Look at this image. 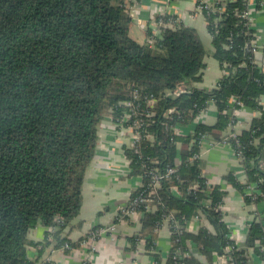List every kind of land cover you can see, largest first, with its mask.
Listing matches in <instances>:
<instances>
[{"label":"trees","instance_id":"obj_1","mask_svg":"<svg viewBox=\"0 0 264 264\" xmlns=\"http://www.w3.org/2000/svg\"><path fill=\"white\" fill-rule=\"evenodd\" d=\"M261 3L254 0L250 7L249 0H211L207 6L196 0L211 37L209 52L194 26L170 14L162 18L174 28L164 27L156 38L147 27L145 42L138 43L129 35V0H0V264H55L45 260L47 248L62 250L68 243L73 249L86 238L96 239L99 228L76 242L65 232L81 209L98 128L105 117L122 114L121 102L146 108L149 97L155 100L147 109L153 115H137L141 138L124 150L131 175L142 178L123 206L141 212V230L129 238V248L144 240L159 262L155 235L163 219L171 217L184 228L176 233L170 225L166 264H213L216 259L250 264L249 252L231 238L220 210L227 191L220 184L207 185L202 158L191 157L202 135L216 143L226 139L239 152L246 180L228 172L224 184L235 188L246 205L264 201V69L255 64L254 24L242 17L249 9L264 14ZM258 50L264 59L263 49ZM208 54L222 75L213 88L203 89L194 84L201 81ZM179 88L183 92L174 95ZM211 103L215 123L194 122ZM240 108L258 115L230 137L232 111ZM189 126L187 135L173 131ZM167 168L174 172L152 188L149 172L163 174ZM252 183L263 194L255 200L245 192ZM198 214L207 225L190 233L186 225ZM251 215L245 245L264 260V217L256 211ZM117 217L129 218L123 208ZM38 225L45 234L34 243L27 234ZM47 234L52 240L45 239ZM189 245L198 255H185ZM177 251L181 256H175Z\"/></svg>","mask_w":264,"mask_h":264},{"label":"crops","instance_id":"obj_2","mask_svg":"<svg viewBox=\"0 0 264 264\" xmlns=\"http://www.w3.org/2000/svg\"><path fill=\"white\" fill-rule=\"evenodd\" d=\"M129 2L130 6L134 2L137 3L135 6L136 16L132 17L130 29L132 26L140 27L144 32L142 36V43H144L147 21L151 11L156 8V3L152 0H129ZM163 7H165V11L177 15L183 22L194 26L198 32L208 36L210 42L208 50L210 52L211 37L206 30L203 15L194 9L195 0H169ZM253 23L257 42L263 49L262 53H264V14L262 10L253 13ZM205 62L206 67L203 70L201 81L195 83L194 86L211 89L222 75V71L217 61L210 54L205 57ZM260 102L264 106V95L260 97ZM216 115V107L211 103L204 115L199 117V121L212 125L216 121ZM257 115L256 112L243 110L239 118L241 119L240 126L235 127V131L239 133L248 128L252 118ZM107 121L108 118L105 117L98 128L97 151L85 173L79 215L73 220L72 229H67L65 235L71 241L76 242L93 229L113 228L98 234L95 240L97 249L90 255L87 264H166L170 246V235L166 225H163L155 235L156 252L160 257L159 262H156L152 257L151 253L153 252H147L143 242L139 243L135 250L129 248L128 240L141 230V222L137 216L118 219V210L126 205L131 192L141 185L142 178L138 175H131L129 161L124 153V150L130 146L129 140L115 137L110 132L108 124H105ZM191 130L192 126L180 129L182 135L190 134ZM205 150L201 159L202 174L210 184L224 186L227 191L223 200L226 209V211L224 210L225 216L230 222H234L232 224V227L236 228V238H234L243 239L245 244L246 235L244 234L241 238L239 234L240 220L251 218L252 210L264 217V201L252 206L246 205L241 194L235 188L229 184H224L223 176L228 172H232L242 183L246 180L245 171L240 161L235 157L230 144H218L216 146L205 144ZM241 232L243 233V231ZM44 234L45 228L38 225L28 232L27 237L31 242L39 243L44 238ZM86 252L87 249L83 246H78L67 252L61 249L47 248L44 256L49 257L55 264H83L84 257L87 255ZM29 254L34 256V250L29 249ZM249 254L258 258L253 252L249 251ZM250 257L251 264L261 262L259 258V263H257L258 260L255 262L253 257ZM218 263L216 259L213 264Z\"/></svg>","mask_w":264,"mask_h":264},{"label":"built area","instance_id":"obj_3","mask_svg":"<svg viewBox=\"0 0 264 264\" xmlns=\"http://www.w3.org/2000/svg\"><path fill=\"white\" fill-rule=\"evenodd\" d=\"M253 1L254 0H249L250 7L253 6ZM154 2L156 3V8L153 9L151 11V14L149 15V18L147 21V23H148L147 27L150 28L152 37L157 38L160 36L161 30L164 27L174 28V25L171 22L165 23L164 18H162V16L164 14H170V15H175V14H172V13L165 11V7H163L164 5H166L169 2V0H157ZM210 2H211V0H200L201 4H205L207 6L209 5ZM136 4L137 3L134 2V6L129 7L130 14L132 17H133V12L136 11V9H135ZM261 5L262 6L264 5V0H262ZM195 6H196V0H195ZM201 9H202V5L196 6L197 12H199ZM253 12L254 11H252V9H249L247 13L242 15V17L245 18L246 20H248V22L251 23V25L254 24L253 23V14H252ZM158 16L160 17L159 19L156 18ZM177 18L179 20H181L178 16H177ZM253 45H254V48H253L254 54L256 55V58H257V59H255V64H257L259 67H262L264 69V59H262V57H261L262 54L258 50V47H260V46L257 42V39H256V42L253 43ZM181 92H183V89L179 88L176 91H174L173 94L178 95ZM134 96L137 97V94H135ZM234 101H235L234 99H230V102L234 103ZM154 103H155V100L152 97H149L146 100V103H145L146 108H142V107H140L139 104H133L130 101L121 102L120 105L125 107V110L122 112V114L118 118H113V116H108V121L105 124H108L110 132L112 134H114L115 137H117L119 139H128L130 142L129 148H133V147H135L136 142H138V140L141 138V133L138 131V128L141 124V121H140V119L137 118V115H144L146 117H151L153 115V112H151L147 109H151ZM241 110L242 109L240 108V109H233V111H232V114L235 117H234L233 123H231L229 125V130H230L229 136L230 137H235L238 134L237 131H235V127L240 126L241 119H239V118H240L241 113H242ZM206 111H203L200 114H198L196 116V119H194V122L199 121V117L203 116ZM180 129L181 128L175 127L173 129V131L176 134H181ZM145 136L148 140H150V141L153 140L152 135H150V134L146 135L145 134ZM198 144H199L200 149L197 153H194L192 155L191 158H193V159H201L203 157V154L206 151L205 150V144H208V146H216L218 144H230V143L226 139H223L221 142L216 143L213 141V139L209 135L204 134L200 137ZM237 146H238V144H237ZM231 148L233 150L235 157L240 161L239 152H237L235 147L231 146ZM134 151H137V150L135 149ZM176 161H177V163L179 162V160H176ZM173 172H174V168H167L163 174L161 172H158L155 170L150 171L149 173H150L151 179H152V184L150 186H152V188L155 189L158 186V180L159 179H161L165 175L172 174ZM206 182H207V185H212L209 183L208 180ZM141 186H142V183H141ZM196 187H197V185H193V186H191V189H195ZM151 192H154V191H151ZM245 192L248 196H250L251 200H255L257 197L263 196L262 192L259 190L256 183L250 184L247 187V189L245 190ZM143 201H145L146 203L149 202L148 199H140V202H143ZM208 204H209V201L206 202V205H208ZM250 205L252 206L253 204H250ZM122 208L124 210V214L127 216H130V217H132V216L140 217L141 216V212L136 211L135 208H129V207H122ZM220 210L223 212V219L226 220L227 216H225V213H224L225 208H224L223 204L220 206ZM252 213H253V210H252ZM252 219H253V215L251 216V218L248 217L245 220H243L242 224L240 223L239 227L241 229L243 228L245 230V234L247 233V230L249 228V225H250ZM204 224L207 225V223L202 220V215L198 214V215H195L193 217L192 221L187 223L186 229L188 231H191L192 233H194L198 230L199 227L203 226ZM163 225L167 226L169 235L172 233L170 230V225H173V228H174L173 232H176V233L181 231L184 228L183 226L179 225L177 221L171 219V217H165L163 219ZM109 229L112 230L113 228L109 227ZM48 230L51 231L50 229H47V231ZM106 230H108V228H106L105 230L99 228L98 231H96L97 232L96 235L98 236L99 233L104 232ZM235 231L236 230L233 227H232V230L230 229L231 238L235 241L236 245L239 248H243V247H240L238 245L236 239L234 238ZM46 238L48 241L52 240V237L50 236V234L49 235L47 234L45 236V239ZM42 240H40V242ZM95 240L96 239H94L93 237H89V238L84 239L81 242V246H83L87 249V252H86L87 255L84 257L85 260L83 261L84 262L83 264H87V262L90 260V255L93 254L94 251L97 249L96 244H95ZM142 242L144 243V240H142L140 243H142ZM66 249H71V246L68 243H65L64 246L62 247V250H66ZM187 250L188 251H186V253H185L186 256L188 254L198 255L197 249L191 245H189V248ZM180 254H181V252L177 251L175 253V256H179ZM45 260L48 261L51 259L49 257H46ZM225 260H228V258H225ZM218 262H219L218 264H221V262L219 260H218ZM261 262H262V264H264V260H261ZM41 264H43V263H41Z\"/></svg>","mask_w":264,"mask_h":264},{"label":"rangeland","instance_id":"obj_4","mask_svg":"<svg viewBox=\"0 0 264 264\" xmlns=\"http://www.w3.org/2000/svg\"><path fill=\"white\" fill-rule=\"evenodd\" d=\"M134 5V4H133ZM132 5V6H133ZM136 6V5H135ZM138 8H139V4H138ZM137 12V11H136ZM134 15L136 16V13L135 12H133V17H134ZM143 34H144V32H143V30L140 28V27H136V26H132L131 27V29H130V33H129V35L135 40V41H137L138 43H140V44H142V42H143V40H142V36H143ZM199 36H200V38H201V40H202V42H203V44H204V46H205V48L208 50V48H210V42H209V38H208V36H206V35H204L202 32H199ZM225 211H226V209H225ZM227 215V214H226ZM128 217H130V216H128ZM244 220V219H243ZM243 220H240V223L242 224L243 223ZM225 222L228 224V226H229V228L232 230V224L234 223V222H230V220L228 219V218H226V220H225ZM235 228V227H234ZM236 229V228H235ZM243 231V233L241 232V231ZM240 230H239V234H240V237L242 238L243 236H244V232H245V230L242 228H240ZM190 233H191V231H189ZM241 232V233H240ZM246 235V234H245ZM235 238H236V235L234 236ZM243 239H236V241H237V243H238V245L240 246V247H243V248H245L248 252L250 251V252H252V250L250 249V248H248L245 244H244V240L242 241ZM242 241V242H241ZM250 256H252L253 257V255H250ZM258 258H259V256H258ZM258 258H255V257H253V260L256 262L257 260H258ZM253 263V262H252ZM257 263H259V260L257 261ZM259 264H262L261 262L259 263Z\"/></svg>","mask_w":264,"mask_h":264}]
</instances>
